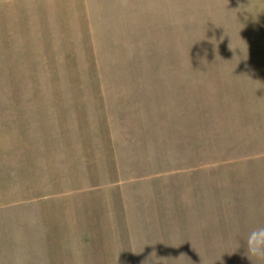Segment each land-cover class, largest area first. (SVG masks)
Wrapping results in <instances>:
<instances>
[{
	"label": "rangeland",
	"instance_id": "obj_1",
	"mask_svg": "<svg viewBox=\"0 0 264 264\" xmlns=\"http://www.w3.org/2000/svg\"><path fill=\"white\" fill-rule=\"evenodd\" d=\"M257 226L264 0H0V264H253Z\"/></svg>",
	"mask_w": 264,
	"mask_h": 264
},
{
	"label": "crops",
	"instance_id": "obj_2",
	"mask_svg": "<svg viewBox=\"0 0 264 264\" xmlns=\"http://www.w3.org/2000/svg\"><path fill=\"white\" fill-rule=\"evenodd\" d=\"M176 174H177V178L173 179L174 180L173 183H175L174 191H178V193H179V191H181V187L183 186V184L180 182V180L183 177L182 176L183 174L180 173V172L175 173V175ZM179 174H181V175L179 176ZM176 180H177V182H176ZM155 184H159L158 177L157 178H154V177L141 178V179H137V180H133V181L129 182V186L130 187H132V186L133 187H138L139 185H144L145 187H147L148 185H155ZM208 186L210 187V188H208V191H227L224 187L220 186L218 183H214L213 184V183H211V181L209 182ZM152 190L158 191L156 189H152ZM229 190H231V188ZM81 191H91L92 194L94 195L95 187H93L92 189H89V190L87 189V190H81ZM114 191H116V195L120 196V195H122L120 192L123 191V188L122 187H118ZM204 195H206V194L204 193ZM209 196H211V193H210ZM128 197H130L129 193H128ZM124 202L125 203L127 202L128 204H130V199H128V201L125 200ZM88 207H90V211L88 210V212L94 214L95 213V207L93 205L92 206H88ZM191 217L194 218L193 215ZM206 226L209 227L208 225H206Z\"/></svg>",
	"mask_w": 264,
	"mask_h": 264
},
{
	"label": "clouds",
	"instance_id": "obj_3",
	"mask_svg": "<svg viewBox=\"0 0 264 264\" xmlns=\"http://www.w3.org/2000/svg\"><path fill=\"white\" fill-rule=\"evenodd\" d=\"M246 245L245 255L254 262H264V226L252 228L243 238Z\"/></svg>",
	"mask_w": 264,
	"mask_h": 264
}]
</instances>
